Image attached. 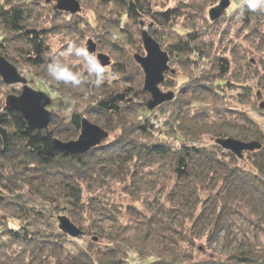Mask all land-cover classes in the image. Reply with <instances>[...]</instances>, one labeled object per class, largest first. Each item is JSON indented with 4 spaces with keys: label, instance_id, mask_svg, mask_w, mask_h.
<instances>
[{
    "label": "trees",
    "instance_id": "1",
    "mask_svg": "<svg viewBox=\"0 0 264 264\" xmlns=\"http://www.w3.org/2000/svg\"><path fill=\"white\" fill-rule=\"evenodd\" d=\"M39 1L0 0V34L23 41L26 48L18 49L26 54L23 62L42 75L46 74L51 58L45 39L48 31L31 30L34 10L41 5ZM100 1L122 10L135 25L150 18L153 33L148 32L159 43L154 27H165L184 15L180 8L155 11L157 0ZM232 13L240 15L246 25L264 21V11H250L246 0ZM257 32L261 31L257 29ZM176 39L168 45V50H164L160 43L168 53L170 63L171 56L178 54L186 62L198 66L199 60L193 56L202 55V37L189 33ZM0 56L11 63L16 61L8 46L2 43ZM123 58L121 63L115 64L116 71L128 74L136 67V61L131 56ZM215 66V73L220 78L230 74L227 59H218ZM202 76L189 87H182L181 94L172 102L154 111L139 102L144 92L127 88L112 91L106 98L91 102L84 114L75 110L69 119L54 112L59 118L43 132L30 130L19 112L0 105V208L13 212L14 218L21 222L19 227L5 228L6 223L0 221V264H136L135 259L131 261L129 258L132 247L145 249L147 255L142 260L154 258L150 264H264V241L260 242L257 237L240 241L227 253L208 259L197 260L191 251L196 241L202 238H206L210 248L213 247L229 217L237 214L246 217L264 234V128L244 113L232 116L222 108H213L210 95L221 96L220 85ZM174 86L170 79H165L161 88ZM54 98V108L59 112L69 109V98ZM160 112L171 114L166 125L167 134L172 136H159L158 129L153 126L152 120L158 118ZM86 115L102 122V128L110 137L118 131L120 134L86 155H64L55 148L54 141L69 142L79 138ZM230 130L239 132L238 138L244 141L263 143L262 150L245 153L249 154L252 170L240 166L234 155L218 145L200 143L207 134L219 139L227 137ZM178 133L183 136L181 143L173 144L170 138ZM189 137H192L190 141ZM147 169H166L172 187H166L170 191L165 195L163 205H158L151 216L143 215L144 221L133 228L120 226L117 219L115 222L119 227L110 235L100 229L98 235L107 242L94 245L88 252L69 249L73 239L60 231L55 220L51 224L49 218H54L55 213L68 211L72 223L81 229L77 222L84 219L85 213L92 218L100 208V211L105 209L98 194L104 188L103 181L123 182L124 191L129 193L127 185L138 184ZM54 183L59 185L64 205L58 197L43 191ZM83 185L87 188L84 189ZM25 187L31 190L29 195L24 193ZM39 197L52 203L51 209L40 210L33 205ZM168 202L172 206L170 209L166 208ZM178 214L181 216L179 228L168 222L177 220ZM49 226L53 227L52 230H47ZM94 228V222H91L86 230L91 232ZM157 241L163 242L161 249L148 250L147 244Z\"/></svg>",
    "mask_w": 264,
    "mask_h": 264
},
{
    "label": "rangeland",
    "instance_id": "2",
    "mask_svg": "<svg viewBox=\"0 0 264 264\" xmlns=\"http://www.w3.org/2000/svg\"><path fill=\"white\" fill-rule=\"evenodd\" d=\"M77 1L81 4L82 10L78 15L71 16L68 13L58 11L56 9L57 2L40 0L41 5L34 10L35 17L32 19L31 30L48 31L45 39L49 47L50 58L55 53L64 50L71 41H74L77 45L83 44L86 47L89 41H93L97 45L95 56L97 57V54H105L111 59V65L107 67V76L109 77L111 74L117 75L115 80L109 81L107 79L105 81L104 84H107V86L95 88L89 85L83 91H80L70 87L66 88L63 85L57 86L55 83H46V74L40 75L37 69L23 62L26 54L23 50L18 49L26 48V44L23 41L5 38L3 34H0V43L7 45L10 53L15 56L16 61L12 64L17 67L21 76L28 80L32 89L48 94L53 100L55 99L54 97L69 98L71 104L66 112H59L58 108H54V103L49 108L51 112H56L66 119H69L75 110L84 114V111L90 107L91 102L106 98L107 94L112 91H123L127 88H133L136 92L139 90L143 92L145 82L143 70L135 63V68L131 69L128 74H123L116 71L117 67L115 64L122 61L123 57L131 56L134 59L137 54L145 56L146 52L141 41L142 31L146 30L153 33V29L150 27L152 25L150 18H145L141 21L144 24L143 27L142 25H135L124 15L122 10L113 5H104L100 0ZM229 1L230 7L218 22L210 20L209 12L218 6L221 0H157L155 2L156 7L154 9L157 12L180 8L184 13L182 17L174 19L165 27H154L156 33L154 34L160 40L164 50H168V45L176 42V37H186L189 33H195L198 37H202L204 41V43L202 42L204 45L200 48L202 55L193 56V59L199 60L198 66L186 62L178 54L171 56L170 67L171 70L175 71V74L168 73L166 80L170 79L175 86L171 89L163 87L161 89L165 93L173 92L175 97H178L181 94L182 87H189L198 77L203 75L202 77L211 78L213 82L220 85L219 91L221 92V96L210 95L212 98L210 104L213 108H222L230 112L232 116H236L237 113H244L261 128H264V109L260 108V105L264 103V21H261L262 24L256 21L252 26L246 25L240 15L232 13L238 6H243L244 0ZM257 29L261 32H257ZM136 48L141 50L136 51ZM220 58L227 59L231 66L230 74L222 78L215 73V65H217ZM70 64H73L72 60H70ZM73 67L74 70L80 69L82 65L73 64ZM125 77L129 78L125 79ZM0 81V105L5 107L7 97L9 95L19 96L22 86L7 87L1 78ZM206 84L209 87L211 86L209 82H206ZM149 100L150 95L144 93L142 101L139 102L147 105ZM158 115V118L152 120V124L153 126H155V123L160 125L158 132L161 135L159 134V136H172L167 134L166 125V121L171 114L167 115L164 112H160ZM85 118L97 126H103V123L95 117L86 115ZM159 120H161V123ZM119 134V131L113 133L108 141H112ZM238 134L239 132L230 130L229 135L222 138H232L243 142L257 141H244L238 138ZM182 137L178 133L170 139L174 141L172 142L173 144H180ZM188 139L190 141L192 137ZM215 140L216 138L214 139L210 137V134H207L201 138L200 143L211 145L215 144ZM238 161L240 166H245L252 170L249 154H245V158L243 160L238 159ZM145 171L147 172L142 175L143 178L138 184L127 185L130 188L127 192L130 193L131 191L132 194L124 191L123 182L118 183L110 179L102 182L104 188L98 194L100 193L101 206L105 207V209L100 211V208L98 214H94L92 218L86 213L83 215L84 219L82 218L83 220L77 223L80 224L86 236L80 239H73L74 243L68 245L69 249L73 251L82 249L88 252L94 245L107 242L98 235L97 232L100 229H105L110 235L119 227L115 222L117 219L120 221V226L133 228L144 221L145 215L151 216L152 211L158 205H163L166 201L165 195L170 191V188L167 189L166 187H172V183H170V179L165 173L166 169L162 171L157 169L149 171L147 169ZM55 185H48L43 191L58 197L60 203L64 205L63 194L57 187L59 185ZM83 188H87L86 185H83ZM24 193L29 195L31 190L25 187ZM87 195L86 193L85 197ZM34 203L33 205L40 210L42 208L51 209L50 207L52 206V203L41 198ZM128 207H131V209H127ZM166 208H172L169 202ZM61 213H55L54 218H49L51 224L55 220L59 227L58 218L60 216H67L72 220L70 212ZM178 215L180 216V214ZM179 216L176 217L177 220L174 219L173 221L169 218L168 222L179 228L181 222V216ZM14 217L13 212L0 208V221L6 223L4 224L5 228L19 227L21 222H18V219ZM91 222H94L96 229L94 228L95 230L87 232L86 229ZM224 226L219 241L213 247L210 248L208 246L206 238L196 241L195 245L191 247L195 259L203 260L213 255H222L237 247L240 241L245 242L250 237H257L260 242L264 241V234L255 229L249 220L242 215L237 214L229 217ZM42 227L46 228L45 226ZM52 228L49 226L47 230H52ZM161 244H163L162 241L148 243V250L158 251L161 249ZM130 249L131 255L129 258L131 261L135 259L136 264H150L155 261L154 258L142 260L147 255L145 249L143 251L137 247ZM142 254L144 255L142 256Z\"/></svg>",
    "mask_w": 264,
    "mask_h": 264
},
{
    "label": "water",
    "instance_id": "3",
    "mask_svg": "<svg viewBox=\"0 0 264 264\" xmlns=\"http://www.w3.org/2000/svg\"><path fill=\"white\" fill-rule=\"evenodd\" d=\"M57 2L56 9L61 12L78 15L82 8L77 0H53ZM230 7L229 0H221L220 4L209 12L212 22L218 21ZM144 27V24H141ZM142 42L146 52L145 56L135 55L136 63L142 68L145 74L144 93L150 95L147 103L149 111H154L158 107L172 102L175 93L162 91L168 73L175 74L170 67V57L164 51L160 43L146 30L142 31ZM87 49L90 54L97 53V45L89 41ZM97 59L106 68L111 65V59L105 54H97ZM0 78L7 87L20 85L22 90L19 96L9 95L6 99V108L20 113L21 118L27 123L30 130L38 132L48 131L51 123L59 118L49 108L53 104L52 98L44 93L35 91L29 86L26 78L22 77L16 66L5 57L0 56ZM264 109V103L260 105ZM110 137L109 132L100 126L91 123L87 118L82 120V129L77 140L64 142L56 139L55 148L66 156L77 157L89 153L91 150L101 146ZM215 144L224 151L231 153L240 160L245 158V153H254L262 150L263 144L259 141L243 142L232 138H219ZM59 229L62 233L72 239H80L85 236L78 226H76L67 216L58 218Z\"/></svg>",
    "mask_w": 264,
    "mask_h": 264
},
{
    "label": "clouds",
    "instance_id": "4",
    "mask_svg": "<svg viewBox=\"0 0 264 264\" xmlns=\"http://www.w3.org/2000/svg\"><path fill=\"white\" fill-rule=\"evenodd\" d=\"M246 4L250 11H264V0H246ZM70 60L73 64L82 65V68L74 70ZM107 72V68L101 65L95 54L89 53L86 46L71 41L64 50L51 57L46 66V83L83 91L89 85L101 87L108 79Z\"/></svg>",
    "mask_w": 264,
    "mask_h": 264
},
{
    "label": "built area",
    "instance_id": "5",
    "mask_svg": "<svg viewBox=\"0 0 264 264\" xmlns=\"http://www.w3.org/2000/svg\"><path fill=\"white\" fill-rule=\"evenodd\" d=\"M117 78V75H115V74H111V75H109V77H108V79H109V81H113V80H115ZM160 121V123H161V120H159ZM156 129H159L160 128V125H158V123H155V126H154Z\"/></svg>",
    "mask_w": 264,
    "mask_h": 264
},
{
    "label": "bare ground",
    "instance_id": "6",
    "mask_svg": "<svg viewBox=\"0 0 264 264\" xmlns=\"http://www.w3.org/2000/svg\"><path fill=\"white\" fill-rule=\"evenodd\" d=\"M102 86H107V84H103Z\"/></svg>",
    "mask_w": 264,
    "mask_h": 264
}]
</instances>
